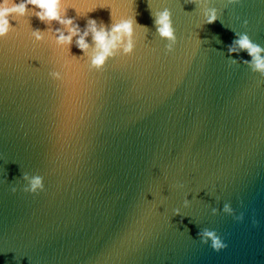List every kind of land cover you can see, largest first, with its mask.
I'll return each mask as SVG.
<instances>
[{
  "label": "water",
  "instance_id": "obj_1",
  "mask_svg": "<svg viewBox=\"0 0 264 264\" xmlns=\"http://www.w3.org/2000/svg\"><path fill=\"white\" fill-rule=\"evenodd\" d=\"M65 6L81 29L88 19L110 29L111 12L116 22L137 13L147 29L136 26L132 55L96 70L91 37L87 56L73 41L76 60L51 37L35 41L31 31L49 27L35 16L10 19L0 39V264H264V76L231 62L250 61L247 52H228L235 33L264 48V0ZM165 9L172 52L154 25ZM24 174L42 177L43 191L26 192ZM204 229L227 247L204 244Z\"/></svg>",
  "mask_w": 264,
  "mask_h": 264
},
{
  "label": "clouds",
  "instance_id": "obj_2",
  "mask_svg": "<svg viewBox=\"0 0 264 264\" xmlns=\"http://www.w3.org/2000/svg\"><path fill=\"white\" fill-rule=\"evenodd\" d=\"M188 3L195 5H203L204 0H187ZM231 4H238L240 0H229ZM31 6V8L29 7ZM69 7L65 6V0H0V39H5L15 29L10 24V19L19 21L27 16H35L40 22L48 25L46 31L40 29L32 30L31 35L37 42H44L46 37H51L57 46L67 49L71 55V47L75 40V46L87 56L89 54L92 44L89 43V37L96 46L95 53L90 57L91 67L96 70H102L109 59L115 58L121 52L125 56H130L135 50V28L137 21L135 20V13L132 19H121L118 22L113 20L111 12V28L105 25L103 21L95 19H88L84 29H81L79 24L73 18H69L67 10ZM75 9V8H74ZM95 10V9H94ZM93 10V11H94ZM77 11V10H76ZM78 15H80L77 12ZM206 23L213 24L219 20L218 10L215 8H208L205 12ZM154 18V25L160 38L169 42L167 51H173V45L176 43V35L173 26L172 12L168 9L159 12ZM56 22L61 27L53 30L51 25ZM247 22H245L246 24ZM141 26V25H139ZM147 29L146 26H141ZM236 39L228 47L230 54H238L240 52H247L251 60H237L231 59L233 64L240 62L247 65L254 73H259L264 76V48L254 43L247 34L235 33ZM73 59L78 60L81 57L71 55ZM231 58V56H229ZM50 75L54 79H62L60 72H52ZM23 179L28 182V187L24 190L36 194L44 189L43 179L40 176L30 177L27 174L23 175ZM15 191V189H13ZM184 206H189V201L186 199ZM223 211L226 214L235 216L234 210L230 204H225ZM218 214L217 209H213V215ZM175 215L180 216L179 209L176 210ZM237 220L243 221L244 216L241 214L236 217ZM199 238L204 244L211 242V247L220 252L224 250L227 245L213 231L204 229L198 233Z\"/></svg>",
  "mask_w": 264,
  "mask_h": 264
}]
</instances>
